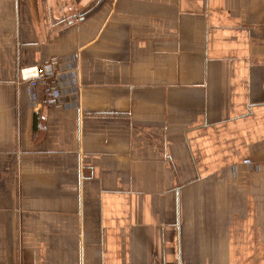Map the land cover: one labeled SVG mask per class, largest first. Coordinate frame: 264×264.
<instances>
[{
    "label": "crops",
    "instance_id": "crops-1",
    "mask_svg": "<svg viewBox=\"0 0 264 264\" xmlns=\"http://www.w3.org/2000/svg\"><path fill=\"white\" fill-rule=\"evenodd\" d=\"M0 264H264V0H0Z\"/></svg>",
    "mask_w": 264,
    "mask_h": 264
},
{
    "label": "built area",
    "instance_id": "built-area-1",
    "mask_svg": "<svg viewBox=\"0 0 264 264\" xmlns=\"http://www.w3.org/2000/svg\"><path fill=\"white\" fill-rule=\"evenodd\" d=\"M43 75L42 67L33 66L25 67L21 69V77L24 81H28L31 86H37L39 79ZM57 80L53 79L51 81V88L56 89Z\"/></svg>",
    "mask_w": 264,
    "mask_h": 264
}]
</instances>
